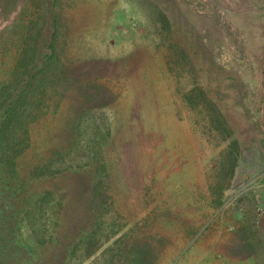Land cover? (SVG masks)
I'll return each instance as SVG.
<instances>
[{
  "label": "rangeland",
  "instance_id": "374dc122",
  "mask_svg": "<svg viewBox=\"0 0 264 264\" xmlns=\"http://www.w3.org/2000/svg\"><path fill=\"white\" fill-rule=\"evenodd\" d=\"M24 69L0 264H264V0H0Z\"/></svg>",
  "mask_w": 264,
  "mask_h": 264
},
{
  "label": "trees",
  "instance_id": "16d2710c",
  "mask_svg": "<svg viewBox=\"0 0 264 264\" xmlns=\"http://www.w3.org/2000/svg\"><path fill=\"white\" fill-rule=\"evenodd\" d=\"M16 72L17 71L13 73ZM27 77H30V72L24 69V72L21 73L18 78L15 77L16 81L14 84V80L12 79L0 81V155L3 156V158L0 159V163L3 164V166L7 164L13 166L14 163L12 158L16 159L17 157L15 153L21 152L26 146L25 139L28 136L27 125L31 121V114L28 110L27 97L25 95L28 92L29 84L24 81L22 85L21 82L24 78L27 79ZM1 171L0 169V175L3 174V171ZM14 172L15 168L11 171V174L15 175ZM11 174L9 173L8 176H11ZM11 194L13 193H11L10 188L2 187V184L0 185V198L2 199L0 202L1 212H3L7 206L13 207L17 203H22L21 198L18 199L17 196H11ZM32 236L33 234L30 233L29 237ZM29 245L30 244L27 243L24 244V252H27V246ZM45 246L47 247V249L45 248L46 253H48L52 248L48 243H44V247ZM30 251L32 253V250Z\"/></svg>",
  "mask_w": 264,
  "mask_h": 264
},
{
  "label": "crops",
  "instance_id": "0c3cea01",
  "mask_svg": "<svg viewBox=\"0 0 264 264\" xmlns=\"http://www.w3.org/2000/svg\"><path fill=\"white\" fill-rule=\"evenodd\" d=\"M259 196L262 199L263 205H264V183L259 185Z\"/></svg>",
  "mask_w": 264,
  "mask_h": 264
}]
</instances>
